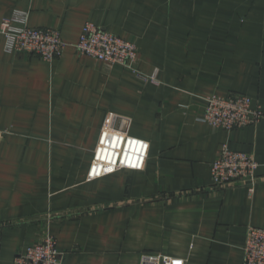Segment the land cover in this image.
<instances>
[{"label":"crops","instance_id":"1","mask_svg":"<svg viewBox=\"0 0 264 264\" xmlns=\"http://www.w3.org/2000/svg\"><path fill=\"white\" fill-rule=\"evenodd\" d=\"M68 45L51 62L7 52L0 32V264L46 231L63 264H242L264 229V116L230 132L201 120L205 98L244 93L264 113V0H0ZM85 22L132 41L145 82L72 47ZM144 140L143 169L92 179L101 130ZM253 154L259 178L212 190L221 144Z\"/></svg>","mask_w":264,"mask_h":264},{"label":"built area","instance_id":"2","mask_svg":"<svg viewBox=\"0 0 264 264\" xmlns=\"http://www.w3.org/2000/svg\"><path fill=\"white\" fill-rule=\"evenodd\" d=\"M0 32L5 37L7 52L25 53L51 62L61 56L68 45L57 29L34 28L26 24V15L3 19ZM76 53L118 66L145 82L157 83L155 73L147 74L138 67L136 44L92 22H85L78 41L72 45ZM264 116L261 104L244 93L212 94L205 98L201 120L213 130L230 132L257 124ZM148 144L125 132L104 126L94 149L88 178L92 179L121 168L143 169ZM258 162L251 153L220 145L210 165L212 190L243 187L254 190L259 178ZM148 264H184L177 257L157 254L144 257ZM12 264H63V254L56 247L54 236L46 231L37 241L19 250ZM242 264H264V229L246 228L242 248Z\"/></svg>","mask_w":264,"mask_h":264}]
</instances>
